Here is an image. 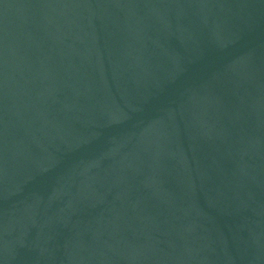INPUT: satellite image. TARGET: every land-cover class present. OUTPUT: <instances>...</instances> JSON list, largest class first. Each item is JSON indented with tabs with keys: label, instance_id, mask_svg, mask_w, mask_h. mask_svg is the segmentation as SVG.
I'll use <instances>...</instances> for the list:
<instances>
[{
	"label": "water",
	"instance_id": "water-1",
	"mask_svg": "<svg viewBox=\"0 0 264 264\" xmlns=\"http://www.w3.org/2000/svg\"><path fill=\"white\" fill-rule=\"evenodd\" d=\"M0 264H264V0H0Z\"/></svg>",
	"mask_w": 264,
	"mask_h": 264
}]
</instances>
